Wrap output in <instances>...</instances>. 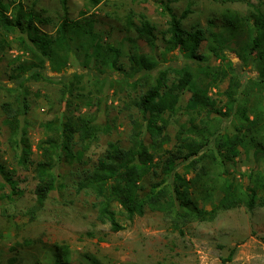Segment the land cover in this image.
<instances>
[{
	"label": "trees",
	"instance_id": "16d2710c",
	"mask_svg": "<svg viewBox=\"0 0 264 264\" xmlns=\"http://www.w3.org/2000/svg\"><path fill=\"white\" fill-rule=\"evenodd\" d=\"M67 1L58 0L62 16L54 31L48 32L41 25L49 19L34 8L35 2L0 0V52L11 38L18 51L10 61L8 73L12 89L16 91V105L7 100L1 108L12 143L18 150V162L32 165L38 203L60 183V173L55 167L62 163H80L90 143L100 132L108 130V126L88 115L65 112L58 120L44 123L45 134L37 144L39 157L34 162L30 158L31 146L18 117L29 107L25 99L26 83L30 80L62 82L70 53L78 51L83 53L84 67L93 62L102 73L107 68H116L127 81L131 79L144 87L132 99L139 117L132 120L128 146L110 144L76 183L77 190L93 194V204L101 221L109 222L110 228L117 231L123 228L119 223L120 215L132 220L148 210L163 212L174 222H181L210 220L219 209L243 206L252 210L264 206V10L252 5L247 16H225L223 28L227 32L244 27L247 40L241 47L243 54L239 52L238 56L242 65L251 64L256 71L255 77L242 84L224 52L228 46L224 33L213 30L207 33L208 28L199 26L185 28L181 20L188 9L177 15L166 2L159 0L168 14L167 27L160 33L144 14L139 15L138 25L129 14L127 28H133L136 38L152 53L140 51L135 43L124 66L119 60L121 46L102 44L94 31L93 19L83 14L80 18H70ZM89 1L93 5L100 2ZM159 40L161 57L166 59L167 53L179 52L182 64L159 62L156 52ZM203 41H206L205 52L200 51ZM211 55L219 59L217 66L208 62ZM225 78L227 85L221 92L225 101L223 108H217L210 89ZM63 86L66 87V83ZM186 94L182 108L188 115L187 125L181 124L175 143L163 148L170 141L163 115L177 114ZM203 110L233 115L236 118L233 131L199 125L197 119ZM145 134L149 136V143L144 139ZM241 150L251 153L254 161L245 184L230 175L226 167ZM179 162L186 163L183 172L177 170ZM0 175L5 180V183L0 182V190L7 183L10 194H16L17 182L1 163ZM217 193L220 196L215 200ZM206 204L210 208H206ZM63 248L56 245L51 249L52 264H71L66 247ZM59 249L60 255L57 254ZM231 255L232 251L228 260Z\"/></svg>",
	"mask_w": 264,
	"mask_h": 264
},
{
	"label": "rangeland",
	"instance_id": "374dc122",
	"mask_svg": "<svg viewBox=\"0 0 264 264\" xmlns=\"http://www.w3.org/2000/svg\"><path fill=\"white\" fill-rule=\"evenodd\" d=\"M22 1L27 4L35 2L34 8L49 19L48 23L41 25L42 28L54 31L62 16L58 0ZM158 1L100 0L93 5L89 0H68V15L76 19L83 14L93 19L94 31L100 42L121 46L119 60L127 66V55L134 50L133 44L136 43L142 52L152 51L136 38L133 28H127L126 17L131 14L133 22L138 25L139 15L144 14L160 33L167 27L168 14ZM163 1L177 15L184 9L189 10L181 20L185 28L199 26L208 28L207 33L211 30L224 33L228 44L224 52L232 61L242 84L255 77L254 67L251 64L242 65L238 56L239 52L243 54L241 47L247 40L244 27L230 32L223 27L227 14L247 16L252 11V5L264 10V0ZM10 40L0 52V163L16 180L17 193L11 195L7 183L0 190V264H52L51 249L56 245L62 249L66 247L71 264H264V206L252 210L243 206L219 209L210 220L187 219L181 222H174L163 212L148 210L132 220L120 215L119 223L123 228L117 231L110 228L109 222L98 218L93 194L77 190L76 183L84 170L95 163L110 144L128 146L132 120L139 117L132 99L144 87L134 84L131 79L128 82L116 68H107L102 73L93 62L84 67L82 52L70 53L62 82L30 80L26 83L25 99L29 107L18 117L31 146L30 158L34 162L39 157L37 144L44 137V123L58 120L65 112L88 115L97 123L108 126V130L100 132L97 139L90 143L80 163H62L55 167L60 173V183L39 204L34 194L36 180L32 165L18 162V150L12 143L1 108L7 100L16 105V91L12 89L8 73L10 61L18 51L13 39ZM158 44L159 62L182 64L183 57L179 52L167 53L166 59H163L159 54L160 40ZM205 49L206 41H203L200 51L205 52ZM208 62L217 66L220 61L211 55ZM227 81L225 78L217 87L210 89L217 108H223L225 97L221 92ZM187 97V94L184 95L177 114L163 115L170 135L169 143L163 148H170L175 143V134L181 124L187 125L188 115L182 108ZM197 122L233 131L236 118L203 110ZM144 139L149 143L147 134ZM185 164L179 162L177 170L183 172ZM253 166L252 154L243 150L233 162L226 163L230 175L243 184ZM0 182L5 183L1 175ZM219 196L220 193H217L215 200ZM205 206L210 208L209 204ZM60 251L57 254L60 255ZM231 251V259L228 260Z\"/></svg>",
	"mask_w": 264,
	"mask_h": 264
}]
</instances>
